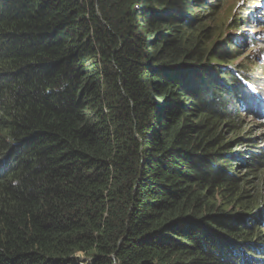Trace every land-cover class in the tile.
Listing matches in <instances>:
<instances>
[{
    "label": "trees",
    "instance_id": "trees-1",
    "mask_svg": "<svg viewBox=\"0 0 264 264\" xmlns=\"http://www.w3.org/2000/svg\"><path fill=\"white\" fill-rule=\"evenodd\" d=\"M225 1L0 0V264H264V0Z\"/></svg>",
    "mask_w": 264,
    "mask_h": 264
},
{
    "label": "rangeland",
    "instance_id": "rangeland-1",
    "mask_svg": "<svg viewBox=\"0 0 264 264\" xmlns=\"http://www.w3.org/2000/svg\"><path fill=\"white\" fill-rule=\"evenodd\" d=\"M249 1L250 0H226L225 4L223 5V8L221 9V11L219 13V17L222 16L226 21L229 20L231 22L233 20V17L238 18L240 16V12L243 13L242 8L244 6H246L247 4H249L248 3ZM263 5H262V7H263ZM257 7L259 8L260 5H258ZM229 11H230V13L226 14ZM141 27H142V25H141ZM255 28H256L255 30L250 29L248 31H250L252 33H256L258 31L257 29L259 28V26L255 27ZM261 30H262V33L264 36V27H261ZM139 31H140V26H139ZM245 31H247V30L239 31L236 35H238L241 39L242 36L246 34ZM140 33H142V32L140 31ZM227 33H234L235 34V32H232L231 30H227ZM245 53L247 55H249L253 60H256V55H258L260 53V50H256L255 48H250L249 46H247V48L245 49ZM258 60L261 63H264V59L262 57H259ZM251 88H253V90H250V91L252 93H254L255 87L252 86ZM261 89L264 90V86ZM254 94H256V92ZM88 261H91V260L88 259Z\"/></svg>",
    "mask_w": 264,
    "mask_h": 264
},
{
    "label": "bare ground",
    "instance_id": "bare-ground-1",
    "mask_svg": "<svg viewBox=\"0 0 264 264\" xmlns=\"http://www.w3.org/2000/svg\"><path fill=\"white\" fill-rule=\"evenodd\" d=\"M263 4H264V3H263ZM263 4H262V5H263ZM251 5H252V6H254V5H258V1H255V2L252 3ZM261 7H262V6H261ZM263 7H264V5H263ZM249 30H250V29H249ZM261 31H262V30L257 31L256 33H260ZM245 32H246L245 35H248V33H249L250 31L247 30V31H245ZM245 37H246V36H245ZM242 38H243V37H242ZM261 65H262V66H260V70H261L262 73H264V70H263V69H264V63H262ZM262 97H264V95H262ZM260 104H263V105H264V102H263V103H260ZM259 111H261V110H259Z\"/></svg>",
    "mask_w": 264,
    "mask_h": 264
}]
</instances>
